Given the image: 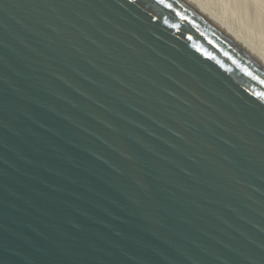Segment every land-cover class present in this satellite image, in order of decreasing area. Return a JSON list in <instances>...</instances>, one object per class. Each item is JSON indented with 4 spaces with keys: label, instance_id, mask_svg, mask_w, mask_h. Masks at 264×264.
<instances>
[{
    "label": "water",
    "instance_id": "water-1",
    "mask_svg": "<svg viewBox=\"0 0 264 264\" xmlns=\"http://www.w3.org/2000/svg\"><path fill=\"white\" fill-rule=\"evenodd\" d=\"M0 264H264V67L187 0H0Z\"/></svg>",
    "mask_w": 264,
    "mask_h": 264
},
{
    "label": "rangeland",
    "instance_id": "rangeland-1",
    "mask_svg": "<svg viewBox=\"0 0 264 264\" xmlns=\"http://www.w3.org/2000/svg\"><path fill=\"white\" fill-rule=\"evenodd\" d=\"M194 1L264 57V0Z\"/></svg>",
    "mask_w": 264,
    "mask_h": 264
},
{
    "label": "bare ground",
    "instance_id": "bare-ground-1",
    "mask_svg": "<svg viewBox=\"0 0 264 264\" xmlns=\"http://www.w3.org/2000/svg\"><path fill=\"white\" fill-rule=\"evenodd\" d=\"M191 4L198 7L206 16H208L216 25H218L224 32H226L231 38H233L239 45H241L246 51H248L263 67H264V57H261L255 50H253L250 45L243 42L242 39L240 40L237 36H235L230 30L220 24L213 16H211V13L209 14L205 9H203L199 4H197L194 0H187ZM259 52V51H258Z\"/></svg>",
    "mask_w": 264,
    "mask_h": 264
}]
</instances>
